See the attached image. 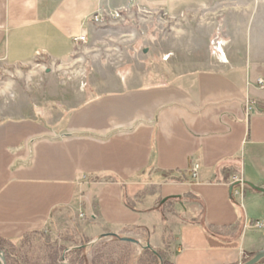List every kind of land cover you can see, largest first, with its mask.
Returning <instances> with one entry per match:
<instances>
[{
	"label": "crops",
	"instance_id": "obj_1",
	"mask_svg": "<svg viewBox=\"0 0 264 264\" xmlns=\"http://www.w3.org/2000/svg\"><path fill=\"white\" fill-rule=\"evenodd\" d=\"M134 1L172 13L210 0H183L182 6L177 0ZM127 3L0 0V68L28 63L37 52L51 60L70 58L74 40L89 31L94 13ZM225 27L229 41L223 56L215 57L218 63L171 82L99 94L70 111L63 138L50 139L48 124L21 118L0 124V236L14 239L39 229L51 209L73 204L84 187L75 181V171L113 177L97 190L102 225L146 229L157 211L137 192L155 173L159 194L181 209L172 221L171 264H240L264 249V226L253 224L264 221V193L245 185L239 204L228 192L239 175L264 188V88L255 84L257 77L264 80V35L246 27L238 37L239 26L233 34L232 25ZM247 99L256 106L250 114ZM25 138L32 139L26 166ZM178 171L181 177L168 175Z\"/></svg>",
	"mask_w": 264,
	"mask_h": 264
},
{
	"label": "rangeland",
	"instance_id": "obj_2",
	"mask_svg": "<svg viewBox=\"0 0 264 264\" xmlns=\"http://www.w3.org/2000/svg\"><path fill=\"white\" fill-rule=\"evenodd\" d=\"M132 1L105 10L119 12L118 18L91 22L84 40H74L76 45L70 58L57 61L34 57L28 63L0 68V124L21 118L51 126L52 140L63 138L67 132L64 121L70 111L99 94L128 86L143 89L149 83L171 82L208 67L211 62L218 63L215 57L223 56L229 41L225 24L233 26L232 34L234 26H239L235 32L238 37L244 35L246 27L247 32L264 35V0H210L203 7L172 13ZM177 3L181 5L183 0ZM22 144L27 151L23 162L26 166L30 163L28 148L32 139L25 138ZM74 174L75 181L85 188L75 193L73 204L51 209V215L39 229L26 231L14 239L0 236L14 246L16 254H12L20 258L21 264L62 261L73 264L75 260H80V264H107L109 260L115 264H161L144 251L147 243L151 250H161L164 264L171 263V249L175 246L172 221L181 209L178 202L166 197L161 203L163 197L155 173L150 175L146 188L137 192L139 200L157 211L148 217L150 222L145 230L131 225L106 227L97 218V190L102 184L114 181L110 173L75 171ZM168 175L181 177V172ZM188 176L192 177L191 169ZM126 206L134 205L132 202ZM108 232L132 237L140 244L122 242L115 237L98 239Z\"/></svg>",
	"mask_w": 264,
	"mask_h": 264
},
{
	"label": "built area",
	"instance_id": "obj_3",
	"mask_svg": "<svg viewBox=\"0 0 264 264\" xmlns=\"http://www.w3.org/2000/svg\"><path fill=\"white\" fill-rule=\"evenodd\" d=\"M129 2H133V1L129 0ZM119 16H120V14L117 11L109 12V11H105V10H100V11H97L96 13H94L90 17V21L92 23L97 24V23H102L103 21H105V19H114V18H118ZM77 40H78V42H82L84 40V37L80 36L77 38ZM36 57H43V53L37 52ZM255 84L259 89L264 88V80L261 77H257L255 79ZM254 105H255V102H253L250 99H247L245 101V107H244L245 113L250 114L254 109ZM197 171H198V164L195 163L191 168V176L193 178L196 177ZM82 178L85 179L86 176L83 175ZM243 181H244L243 176L239 175V176L234 177L233 181L231 183V184H235L232 188V191H231V197L239 204H241V199L244 195L245 184L243 183ZM253 224L255 227L261 228L264 226V221L255 220V221H253Z\"/></svg>",
	"mask_w": 264,
	"mask_h": 264
},
{
	"label": "water",
	"instance_id": "obj_4",
	"mask_svg": "<svg viewBox=\"0 0 264 264\" xmlns=\"http://www.w3.org/2000/svg\"><path fill=\"white\" fill-rule=\"evenodd\" d=\"M243 183L247 187H249L250 189H252L254 191H257V192H260V193H264V188L263 187L256 186L253 183H251L249 181H246V180H244ZM234 185L235 184H231L229 186V189H228L229 195H231V191H232V188H233ZM165 200H166V198H163L161 203L164 202ZM104 237H115L116 239H118L119 241H122V242H129V243H133L135 245H139L140 244V242L137 239H134L132 237H126V236L120 237L117 233H114V232L102 233L101 235H99L98 239H101V238H104ZM146 247L147 248L149 247L148 243L146 244ZM262 258H264V249H262V250L258 251L257 253H255V255L252 258H250L249 260H247L246 262H244L242 264H256ZM0 264H5V258H4V254H3L2 251H0ZM57 264H68V263L65 262V261H62V262H59Z\"/></svg>",
	"mask_w": 264,
	"mask_h": 264
},
{
	"label": "trees",
	"instance_id": "obj_5",
	"mask_svg": "<svg viewBox=\"0 0 264 264\" xmlns=\"http://www.w3.org/2000/svg\"><path fill=\"white\" fill-rule=\"evenodd\" d=\"M141 229H144L145 230V228H141ZM32 233H34V232H31V233H29V234H32ZM35 233H37V232H35ZM0 241H2V243H4L5 242V245H2V243L0 242V251H2L3 252V254H4V258H5V264H21L20 263V258L19 257H17L16 255H14V254H12L13 252L15 253L16 252V250H15V248H14V246L12 245V244H8V242H6L7 240H4V239H2L1 237H0ZM8 244V245H7ZM144 251L145 252H149V253H151V255H152V258L153 259H157V261H158V263H159V261H161V264L163 263L162 262V253L160 252V251H154V250H151L149 247L148 248H145L144 249ZM168 251V250H167ZM76 252V251H75ZM16 254V253H15ZM262 260H264V258H262ZM72 263V262H71ZM80 264V260L77 262L76 260H75V262H73V264ZM107 264H115V262L114 261H112V260H109L108 262H107ZM164 264V263H163ZM171 264V263H170Z\"/></svg>",
	"mask_w": 264,
	"mask_h": 264
}]
</instances>
